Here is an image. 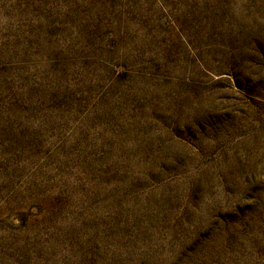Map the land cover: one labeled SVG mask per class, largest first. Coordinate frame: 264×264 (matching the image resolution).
Listing matches in <instances>:
<instances>
[{
    "label": "rangeland",
    "instance_id": "rangeland-1",
    "mask_svg": "<svg viewBox=\"0 0 264 264\" xmlns=\"http://www.w3.org/2000/svg\"><path fill=\"white\" fill-rule=\"evenodd\" d=\"M0 264H264V0H0Z\"/></svg>",
    "mask_w": 264,
    "mask_h": 264
}]
</instances>
